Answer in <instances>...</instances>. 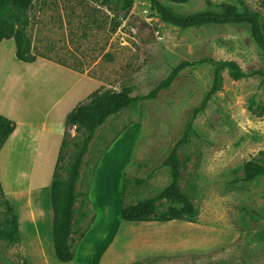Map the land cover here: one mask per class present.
<instances>
[{"label":"rangeland","instance_id":"374dc122","mask_svg":"<svg viewBox=\"0 0 264 264\" xmlns=\"http://www.w3.org/2000/svg\"><path fill=\"white\" fill-rule=\"evenodd\" d=\"M102 1H77L84 9L86 46L76 65L95 64L91 74L100 88L130 86L133 95L147 94L173 67L189 64L157 97L125 109L98 130L77 187L72 261L55 255L51 181L39 177L44 171L9 172L13 180L1 183L18 214L20 242L0 240V264H264V175L242 180L248 161L264 164V116L252 110L264 104V78L234 80L223 69L222 88L204 111L193 113L212 85L213 60H236L250 74L264 69V50L247 22L181 27L168 22L157 5L181 15L219 11L229 3L264 17V0H135L115 32L114 12ZM68 133L70 163L81 136L73 127ZM185 133L180 184L197 215L168 222L123 220V194L126 202L138 203L172 182V168L162 163ZM19 187L34 189H7ZM169 205L160 201L159 209ZM4 211L0 197V222Z\"/></svg>","mask_w":264,"mask_h":264},{"label":"trees","instance_id":"16d2710c","mask_svg":"<svg viewBox=\"0 0 264 264\" xmlns=\"http://www.w3.org/2000/svg\"><path fill=\"white\" fill-rule=\"evenodd\" d=\"M36 0H0V42L12 38L16 41V55L22 61L33 62L36 55L32 52V41L28 34L30 24L29 10ZM102 4L114 12L115 32L121 25V20L128 17L134 7L135 0H103ZM164 18L168 22L181 27H189L203 23H242L251 25L254 41L264 50V17L258 11H241L237 5L222 3L221 9L215 11L207 9L186 14H175L161 3H157ZM9 12L10 18H3ZM215 72L212 85L205 93L200 105L193 113L197 115L206 109L209 101L222 88V70L227 69L231 78L240 80L250 75L259 74L264 78V69L246 73L242 66L233 59L213 60ZM189 63L183 61L173 67L170 74L147 94L133 95V89L125 86L121 90L111 88H98L87 99L80 102L71 110L66 119V132L60 147L51 183V207L53 210V241L55 255L63 262H70L75 258L74 233L75 218L77 214L76 203L79 198L78 182L82 175L85 155L90 149L91 142L97 136L98 130L104 126L111 117L120 114L125 109L135 106L145 100L158 96L168 88L177 78L180 71ZM253 110V113L264 116V104ZM75 127L81 141L75 151V158L67 163L68 148L70 146L69 127ZM16 122L0 114V150L8 137L14 132ZM187 133L176 143L162 166L172 168V182L158 196L138 203H128L125 194L122 195L121 218L130 222L160 221L168 222L184 217L193 218L197 215V207L191 197L182 188L183 170L185 163L179 155ZM264 175V164L255 160L248 161L244 166L243 181H251ZM147 182L146 179H137V184ZM124 193V192H123ZM0 197L5 205L4 220L0 222V240H7L11 244L20 242L19 218L13 202L5 194L0 181ZM170 203L168 209L160 210V201ZM82 237L85 236L83 232Z\"/></svg>","mask_w":264,"mask_h":264},{"label":"crops","instance_id":"0c3cea01","mask_svg":"<svg viewBox=\"0 0 264 264\" xmlns=\"http://www.w3.org/2000/svg\"><path fill=\"white\" fill-rule=\"evenodd\" d=\"M77 1L33 2L27 29L33 62L17 57L13 37L0 42V114L16 122L0 150V181H12V169L44 171L40 179L52 181L69 112L101 86L91 74L95 64L76 65L86 46L85 14Z\"/></svg>","mask_w":264,"mask_h":264},{"label":"built area","instance_id":"2783aa9c","mask_svg":"<svg viewBox=\"0 0 264 264\" xmlns=\"http://www.w3.org/2000/svg\"><path fill=\"white\" fill-rule=\"evenodd\" d=\"M75 127H76V126H73V130H75Z\"/></svg>","mask_w":264,"mask_h":264}]
</instances>
